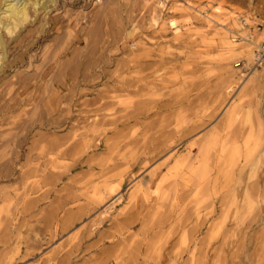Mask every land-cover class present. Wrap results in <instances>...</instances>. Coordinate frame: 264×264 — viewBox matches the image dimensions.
Returning a JSON list of instances; mask_svg holds the SVG:
<instances>
[{"label": "rangeland", "instance_id": "374dc122", "mask_svg": "<svg viewBox=\"0 0 264 264\" xmlns=\"http://www.w3.org/2000/svg\"><path fill=\"white\" fill-rule=\"evenodd\" d=\"M29 16L0 30V264H264V0Z\"/></svg>", "mask_w": 264, "mask_h": 264}, {"label": "bare ground", "instance_id": "6f19581e", "mask_svg": "<svg viewBox=\"0 0 264 264\" xmlns=\"http://www.w3.org/2000/svg\"><path fill=\"white\" fill-rule=\"evenodd\" d=\"M46 3L47 0H0V30L12 34L17 27L26 22L30 17V6L33 8H36V6L45 7ZM227 44H229V41ZM4 45V40L0 33V66L4 59Z\"/></svg>", "mask_w": 264, "mask_h": 264}, {"label": "built area", "instance_id": "2783aa9c", "mask_svg": "<svg viewBox=\"0 0 264 264\" xmlns=\"http://www.w3.org/2000/svg\"><path fill=\"white\" fill-rule=\"evenodd\" d=\"M254 66L264 65V42L260 43L254 50Z\"/></svg>", "mask_w": 264, "mask_h": 264}]
</instances>
